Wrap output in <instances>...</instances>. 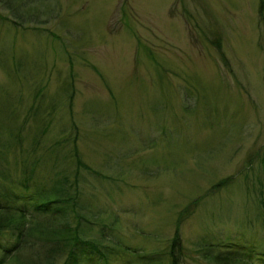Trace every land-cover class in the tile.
Masks as SVG:
<instances>
[{"label": "rangeland", "instance_id": "rangeland-1", "mask_svg": "<svg viewBox=\"0 0 264 264\" xmlns=\"http://www.w3.org/2000/svg\"><path fill=\"white\" fill-rule=\"evenodd\" d=\"M35 157L32 195L90 169L89 238L162 257L179 236L176 264L264 250V0H0V170L19 189Z\"/></svg>", "mask_w": 264, "mask_h": 264}, {"label": "trees", "instance_id": "trees-1", "mask_svg": "<svg viewBox=\"0 0 264 264\" xmlns=\"http://www.w3.org/2000/svg\"><path fill=\"white\" fill-rule=\"evenodd\" d=\"M39 29L45 30L43 26ZM51 33L54 38H58L56 34ZM217 47L221 49L223 46L218 44ZM70 87L73 88V83ZM74 89H72L73 93H75ZM72 104L73 95L71 106ZM75 140L76 138L74 142ZM74 159L77 164L75 172H70L68 167L55 166L52 169L56 170L52 184L41 185L33 192L34 195L29 182L37 173L38 165L42 163L39 162V157H35L31 163L30 171L26 170L27 162L23 163L24 169L20 172L29 175L23 178L25 185L19 189L13 183L14 173L16 170L19 171V163L15 162V170H0V264H87L88 262L114 264L115 261L126 256H130L126 264H164L163 256L171 257L168 264H176L175 250L177 247L183 250L178 240L179 236L170 241L169 249L163 256L162 253L160 254L162 257L130 252L132 247L124 240L112 241L119 237L116 232L101 229L100 239L89 238L90 226L86 224L89 223L87 219L95 220L97 213L90 209V202L80 201L81 168L86 165L82 159ZM46 161L45 157L43 162ZM85 169L90 170L88 167ZM230 180L221 181L214 188L225 187ZM20 192H23L25 197H21ZM16 197L28 204L29 208L15 209L11 203ZM261 199L264 200L263 195ZM82 207L84 211H89L87 214L91 218ZM105 240L109 244H104ZM195 252L201 254V257L209 263L264 264V250L245 251L246 258H244L236 252L222 250L219 245L205 244L201 245L200 251ZM249 257H253L255 262L249 260Z\"/></svg>", "mask_w": 264, "mask_h": 264}]
</instances>
